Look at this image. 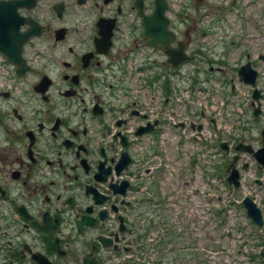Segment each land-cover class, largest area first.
Wrapping results in <instances>:
<instances>
[{
	"label": "flooded vegetation",
	"instance_id": "flooded-vegetation-1",
	"mask_svg": "<svg viewBox=\"0 0 264 264\" xmlns=\"http://www.w3.org/2000/svg\"><path fill=\"white\" fill-rule=\"evenodd\" d=\"M38 2L22 47L36 62L0 84V264H208L207 230L158 232L178 178L132 148L147 49L133 2Z\"/></svg>",
	"mask_w": 264,
	"mask_h": 264
},
{
	"label": "rangeland",
	"instance_id": "rangeland-1",
	"mask_svg": "<svg viewBox=\"0 0 264 264\" xmlns=\"http://www.w3.org/2000/svg\"><path fill=\"white\" fill-rule=\"evenodd\" d=\"M186 1L187 0L182 1L181 3ZM249 1L250 0H234L233 3H231V5H233L234 2H236V4H239L238 14L243 12L244 16H246L248 20L245 26H248L250 33H252V37L256 36V39H252V41L249 40L247 42H245V40L239 39V17L238 15L233 14L232 10L228 9V5H230L229 0L194 1V3H198V5L200 6L203 4L206 5V8L200 12L201 14L206 15L204 18L205 21L209 20L212 16L215 15L216 19L218 20L217 22H215L218 24L223 23V40L220 38V33H217V29L215 27L209 30L207 36H204L203 34L202 36L204 37H198L202 40H206V42H208V46H211V50L206 52V56L208 58L210 56L211 58L215 59L216 55L220 54L219 52L222 48V44L224 45V41H226L227 44H229L230 42V45L227 50H224L225 47L223 46V60L225 61L223 65V72L215 71L209 76L211 80L208 84H206L210 87L209 94H207L206 92H202V94H206V96L204 97L200 92H198L199 90L197 89L196 93H194L193 97L190 99L192 102L181 106L184 116H189L190 119H193L194 117L191 116L198 114L200 103H206L209 111V116H212L216 113H223V119H227L229 118L228 116H232L229 110H221L220 107L221 99L228 95L227 85L231 81H238L237 77H235V73L236 68L239 66V62H242L243 60V53H245L246 55H256L258 52L264 51V0H251V2H253L254 4L253 6H250V11L249 9L244 10L246 2ZM41 12L45 13V10L42 9ZM45 15L48 16L50 14L49 12H47L45 13ZM254 15L257 17L256 19L253 18ZM186 31L188 35H191L194 32V29L189 28L186 29ZM231 33L233 34L232 36ZM231 38L233 39L231 40ZM192 46L195 47L196 42L192 41ZM210 52H213L214 54ZM215 66L220 65L215 64ZM181 157L182 156L180 155V158ZM176 167H178L177 173L179 174V187L175 185V188H179V190L182 191L185 180H187L190 176V171L188 166L181 159L176 164ZM178 198L179 197H177L176 195L174 196L175 201H177ZM197 199L198 200H196V207H200L204 201V196L197 195ZM212 202L215 206L219 207L223 201H220L218 203V199H215ZM217 203L219 205H216ZM219 218L221 219L220 222ZM209 221L213 240L219 238L221 231H223V206H221L220 208H215L214 206H212ZM197 226L202 228L199 223H197ZM220 240L221 243H223V239ZM213 245L215 249L218 244L215 243ZM213 251L214 255L211 258V264H223V246L219 247L218 250ZM233 261L234 259L231 258V256L224 257L225 264H234Z\"/></svg>",
	"mask_w": 264,
	"mask_h": 264
},
{
	"label": "water",
	"instance_id": "water-1",
	"mask_svg": "<svg viewBox=\"0 0 264 264\" xmlns=\"http://www.w3.org/2000/svg\"><path fill=\"white\" fill-rule=\"evenodd\" d=\"M140 1L141 0H137L136 4H139ZM34 4L35 0L0 1V51L3 52L12 63L17 64V62L22 61L20 57L22 43L30 36L39 33V30H36L35 28V21L31 17L20 16L16 9L18 6L31 8ZM155 4L156 9L152 19L144 20V24L146 25L144 34L149 45L157 48H164L165 53L168 56V61L175 66L185 59V54L183 52L184 46L182 43H179V46L175 48L169 46L173 41V34L167 30V19L163 15L166 3L164 0H156ZM25 22L31 25V27L20 32L19 27ZM238 74L240 75L241 80L245 83H253L255 80V71L251 69L249 63L241 65ZM253 97H258V91H254ZM254 154L256 158L264 164V149L258 150ZM231 167H233V164ZM237 177L238 174L234 170L230 173L228 181L237 185ZM244 205L247 209L248 215L258 225H261L262 219L260 210L252 200L246 197L244 199ZM44 264L50 263L44 261Z\"/></svg>",
	"mask_w": 264,
	"mask_h": 264
}]
</instances>
